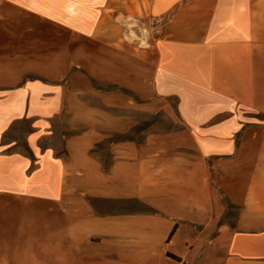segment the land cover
<instances>
[{
  "label": "crops",
  "instance_id": "0c3cea01",
  "mask_svg": "<svg viewBox=\"0 0 264 264\" xmlns=\"http://www.w3.org/2000/svg\"><path fill=\"white\" fill-rule=\"evenodd\" d=\"M0 264H264V0H0Z\"/></svg>",
  "mask_w": 264,
  "mask_h": 264
},
{
  "label": "rangeland",
  "instance_id": "374dc122",
  "mask_svg": "<svg viewBox=\"0 0 264 264\" xmlns=\"http://www.w3.org/2000/svg\"><path fill=\"white\" fill-rule=\"evenodd\" d=\"M146 33V31H145ZM145 44V42H142ZM166 111L164 108V105H159L157 113L154 117L150 119H141L140 123L133 128V130L125 135H118L113 136L109 139H107L105 142L97 145L98 149H106V147H110L112 143H115L117 141H126V140H139L142 141L144 138V132L147 131L149 127L153 124L161 125L163 127V124L166 122ZM166 127V126H165ZM164 129V128H163ZM98 151V150H97Z\"/></svg>",
  "mask_w": 264,
  "mask_h": 264
},
{
  "label": "trees",
  "instance_id": "16d2710c",
  "mask_svg": "<svg viewBox=\"0 0 264 264\" xmlns=\"http://www.w3.org/2000/svg\"><path fill=\"white\" fill-rule=\"evenodd\" d=\"M169 256H171V255H169Z\"/></svg>",
  "mask_w": 264,
  "mask_h": 264
}]
</instances>
